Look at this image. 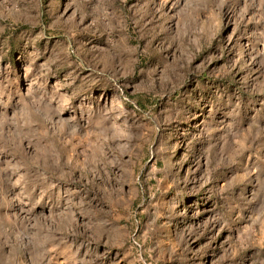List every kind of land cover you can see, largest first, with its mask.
<instances>
[{
  "label": "rangeland",
  "instance_id": "1",
  "mask_svg": "<svg viewBox=\"0 0 264 264\" xmlns=\"http://www.w3.org/2000/svg\"><path fill=\"white\" fill-rule=\"evenodd\" d=\"M0 264H264V0H0Z\"/></svg>",
  "mask_w": 264,
  "mask_h": 264
}]
</instances>
